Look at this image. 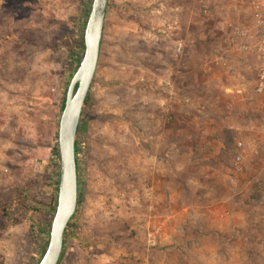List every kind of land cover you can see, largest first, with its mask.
<instances>
[{"label":"rangeland","instance_id":"374dc122","mask_svg":"<svg viewBox=\"0 0 264 264\" xmlns=\"http://www.w3.org/2000/svg\"><path fill=\"white\" fill-rule=\"evenodd\" d=\"M178 1L172 34L158 30L149 0L107 2L58 264H264V94L250 60L230 51L225 21L238 13L226 5L204 22L193 1ZM90 4L0 0V264L42 255ZM216 55L234 69L213 66Z\"/></svg>","mask_w":264,"mask_h":264},{"label":"water","instance_id":"95a60500","mask_svg":"<svg viewBox=\"0 0 264 264\" xmlns=\"http://www.w3.org/2000/svg\"><path fill=\"white\" fill-rule=\"evenodd\" d=\"M107 2L108 0H91L83 30V54L65 92L58 122L59 182L56 204L47 245L37 264H57L62 250L64 230L75 212L77 203L75 135L83 102L98 61Z\"/></svg>","mask_w":264,"mask_h":264},{"label":"built area","instance_id":"2783aa9c","mask_svg":"<svg viewBox=\"0 0 264 264\" xmlns=\"http://www.w3.org/2000/svg\"><path fill=\"white\" fill-rule=\"evenodd\" d=\"M198 11L201 21L215 18L218 8L233 5L238 15L227 18L225 21L228 31L230 51L234 55H241L250 60L254 76V93L264 94V0H191ZM173 3V0H149L147 6L152 7L160 22L158 29L164 34H172L179 28L182 16V5ZM185 45L181 39L172 41V50L175 56L184 54ZM213 66L223 67L226 72L234 69L232 62L223 61V57L214 56L211 60ZM166 83H169L168 81ZM240 152L232 158L234 171L242 170L241 159L244 142H236ZM73 216V215H72ZM72 218V217H71Z\"/></svg>","mask_w":264,"mask_h":264},{"label":"trees","instance_id":"16d2710c","mask_svg":"<svg viewBox=\"0 0 264 264\" xmlns=\"http://www.w3.org/2000/svg\"><path fill=\"white\" fill-rule=\"evenodd\" d=\"M108 4V3H107ZM90 8V7H89ZM88 12H89V9L87 10V13H86V16H88ZM86 19H87V17H86ZM86 22H84V24H85ZM85 26V25H84ZM84 26L82 27V29H81V35H80V37H78L77 38V41H78V43H77V46H79V48H80V50H81V53H80V56H79V58H78V60H77V62H76V64H75V66H74V69L72 70V72H71V74L70 75H72L73 74V72L76 70V68H77V66H78V64H79V62H80V59H81V57H82V54H83V48H84V46H83V30H84ZM88 92H87V94H86V96H85V99H84V102H83V106H82V110H83V107L85 106V104L87 103V101H88ZM81 116H82V111H81V115H80V118H81ZM78 133H79V125H78V127H77V131H76V135H75V159H76V171H77V196H78V194H79V188H78V165H77V160H78ZM57 161H58V167H59V154L57 155ZM58 175H57V180H56V184H55V186H54V189H55V191L57 192V188H58V182H59V168H58V173H57ZM55 204H56V201L54 202V207H55ZM67 226H68V223H67V225H66V228H67ZM66 228H65V230H66ZM49 230H50V223L47 225V230L45 231V233H46V237H47V239H46V243H45V246L43 247V252H44V250H45V247H46V245H47V241H48V238H49ZM64 230V231H65ZM64 237H65V235H64ZM63 242H64V239H63ZM62 242V243H63ZM62 246H63V244H62ZM42 252V253H43ZM61 254V253H60ZM60 258V257H59ZM57 264H58V262H57Z\"/></svg>","mask_w":264,"mask_h":264},{"label":"crops","instance_id":"0c3cea01","mask_svg":"<svg viewBox=\"0 0 264 264\" xmlns=\"http://www.w3.org/2000/svg\"><path fill=\"white\" fill-rule=\"evenodd\" d=\"M242 125L241 124H239V123H233L232 125H231V128H233L234 130H240V127H241ZM194 128L195 129H200V127L199 126H194ZM182 130L184 131L185 130V126L184 127H182ZM183 134V133H182ZM182 139V138H181ZM184 140V139H183ZM243 152V151H242ZM197 159V158H196ZM242 159H243V154H242ZM242 159H241V162H242ZM200 160V159H199ZM233 171V170H232ZM232 179V177L230 178V180Z\"/></svg>","mask_w":264,"mask_h":264}]
</instances>
